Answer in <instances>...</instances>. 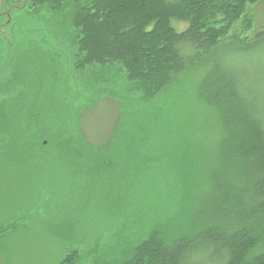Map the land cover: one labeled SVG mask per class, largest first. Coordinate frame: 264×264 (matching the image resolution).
<instances>
[{"label":"rangeland","instance_id":"1","mask_svg":"<svg viewBox=\"0 0 264 264\" xmlns=\"http://www.w3.org/2000/svg\"><path fill=\"white\" fill-rule=\"evenodd\" d=\"M2 1L5 11L11 1ZM24 10L31 17L41 12L33 21L18 17L25 34L13 43L5 40L0 56V264H59L75 249L81 264H118L153 231L162 230L169 243L192 237V221L210 209V179L223 138L217 111L200 98L201 83L218 65L239 74L264 112V47L244 51L220 45L214 63L203 62L148 94L129 82L118 64L76 70L72 55L79 32L65 11ZM250 10L255 26H262L264 2ZM102 98L122 104L115 139L125 137V123L147 120V144L114 153L87 146L80 119ZM2 104L10 114L8 125L1 124ZM65 106L75 118L69 130L83 161L66 156L55 135H64L63 141L70 136ZM262 252L254 249L249 257Z\"/></svg>","mask_w":264,"mask_h":264},{"label":"trees","instance_id":"2","mask_svg":"<svg viewBox=\"0 0 264 264\" xmlns=\"http://www.w3.org/2000/svg\"><path fill=\"white\" fill-rule=\"evenodd\" d=\"M260 2L264 0H31L30 6L71 16L79 32L72 55L76 70L118 64L129 82L139 84L144 93L156 94L186 70L209 60L214 63L220 45L244 51L257 44L264 47V24L257 28L250 10ZM39 12L29 19L37 20ZM174 23L187 28L178 31ZM248 32L254 33L252 39L245 37ZM214 69L199 91L200 98L217 111L223 133L218 168L210 179V209L201 210L192 221V237L169 243L162 230L153 231L141 244L129 247L118 264H264V112L241 75L238 78L219 65ZM2 109L1 124L8 125L10 114L3 104ZM63 111L65 134L70 136L63 141L64 135L53 133L64 143L60 148L66 156L83 161L85 155L69 130L75 118L70 108ZM134 122L125 123L128 139L120 135L104 148L87 146L93 152L134 149L145 142L147 120ZM260 247L262 253L249 257ZM81 260L78 249L69 250L59 264H81Z\"/></svg>","mask_w":264,"mask_h":264},{"label":"water","instance_id":"3","mask_svg":"<svg viewBox=\"0 0 264 264\" xmlns=\"http://www.w3.org/2000/svg\"><path fill=\"white\" fill-rule=\"evenodd\" d=\"M121 105L116 99L102 98L82 114L80 130L87 145L100 149L115 139L121 118Z\"/></svg>","mask_w":264,"mask_h":264},{"label":"flooded vegetation","instance_id":"4","mask_svg":"<svg viewBox=\"0 0 264 264\" xmlns=\"http://www.w3.org/2000/svg\"><path fill=\"white\" fill-rule=\"evenodd\" d=\"M11 3L8 4L7 9L3 11L0 8V56L3 53L2 45L6 44L5 40H9L10 42H14V39H18L22 37L25 33L23 32V24L20 22L21 19L18 17L22 16V19H25L29 16L26 11H22V9H26L30 7L31 0H18L17 2L14 0H9ZM3 6V1L0 0V7ZM22 11V12H21ZM25 13V14H24ZM31 31V30H28ZM25 30V32H28ZM13 49V48H12ZM1 68V66H0ZM2 94L1 84H0V95ZM0 111H1V101H0ZM1 117V115H0ZM1 232V231H0Z\"/></svg>","mask_w":264,"mask_h":264},{"label":"bare ground","instance_id":"5","mask_svg":"<svg viewBox=\"0 0 264 264\" xmlns=\"http://www.w3.org/2000/svg\"><path fill=\"white\" fill-rule=\"evenodd\" d=\"M36 76H37V74H36ZM41 81V80H40Z\"/></svg>","mask_w":264,"mask_h":264}]
</instances>
